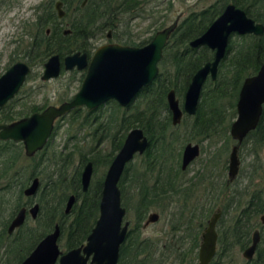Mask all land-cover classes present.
<instances>
[{
	"label": "flooded vegetation",
	"instance_id": "af4514ba",
	"mask_svg": "<svg viewBox=\"0 0 264 264\" xmlns=\"http://www.w3.org/2000/svg\"><path fill=\"white\" fill-rule=\"evenodd\" d=\"M172 1L32 0L27 3V10L35 12V18L29 24L27 32L29 40L24 45L23 57L18 58L30 65V70L26 74L25 79L33 71V67L43 65L40 73L41 80L47 81L68 71L71 74L70 81L75 80L79 83L77 90L89 68L88 64L92 56L99 46L114 42L142 46L149 43L158 31L174 22L175 26L163 45L162 56L158 61L159 70L157 75L149 85L142 86L126 104H121L115 98H108L89 109L85 105L72 108L69 112L54 119L53 127L46 142L32 154L26 153L23 140L0 138V153L8 152L7 158L4 159L2 153L0 154L1 261L6 264L21 263L37 244L55 229L56 225L59 227L57 243L62 252L82 246L87 242V237L95 226L100 210H98L95 223L87 234L86 239L69 248L63 245L64 235L61 223L62 215L60 213L67 216L72 215L83 193L88 192L92 181L99 178L102 184V196L107 171L121 150L128 132L133 128L142 130L143 135L147 138V144L142 151L137 150L133 153V156L125 163L116 182L120 192V203L125 207L122 223L128 222L126 236L120 244L116 264H119L123 244L131 234L135 224V214H133L134 210L132 209L133 201L139 202L140 205L144 199L156 198V196L163 198V195H165L166 199V202L162 201L164 205L161 204V207L151 205L138 227L140 236L151 238L155 242V248L168 246L169 250H167L171 258L167 264H199V247L203 239V232L207 227L208 220L217 211L220 212V215L215 225V252L210 264H227V259H229V264H238L232 254L235 255L237 253L238 255L239 251H241L242 255L240 257L241 262L242 260L250 261L255 258L259 245L264 238V220L261 219V215L264 212L258 215L259 222L252 227L248 241L244 240L247 226H237L229 223L236 211L235 193L239 183H241L239 176L242 173V158L240 156L242 147L248 146L250 148L249 154H256V157L250 161L246 184L252 185L259 180L264 183V164L257 157L258 149H262L264 145L251 146L249 142V134L257 128L260 120L257 126L249 130L239 143L238 139L232 136L231 125L237 117V100L240 88L235 99V112H226L218 116L226 118L228 123L224 125L217 123L216 127L211 128L212 130L206 129V114L199 113L198 108L205 86L209 82H215L218 79L221 68L223 66L227 67L239 44L245 38L252 40V37L262 38L264 36V0H240L239 2L236 0H213L207 5H202L199 9L188 11L185 16L183 11H178L170 21H167L168 9L171 8ZM8 2L10 3L4 9L5 13L10 12L14 6L20 9L26 4L24 0H8ZM58 3H60L59 7H57ZM228 3H233L236 7L244 9L247 16L251 17L255 23H261L263 32L256 34L254 32L239 33L233 31L229 34L225 53L217 62L216 73L213 76L211 71L207 72L201 85L196 109L190 113L185 109L186 92L189 84L194 74L201 67L207 62L214 60L216 53V48H212L206 43L192 45L191 42L201 36L211 26ZM60 9L63 12L62 14L59 13ZM192 12L199 13L202 15L201 18L205 17V20H193V22L192 20H185ZM14 18L13 14V16L9 17V20ZM144 19H149V23L144 28L145 31H149L147 36H142L141 30L135 32L131 26L132 21L137 20L139 22ZM199 22L202 24L203 29L198 32L199 26L196 25ZM17 27L15 25L14 31ZM42 29L45 35L51 37L53 35L59 36L60 34L64 36L65 39L62 43L64 49L63 51H52L41 62L34 63L29 59V44L30 41L39 35V30ZM234 36L237 39L234 40ZM13 39L15 40V38ZM56 45L58 46V43ZM203 47L210 51V55L200 66L194 68L198 63V58H194V55L201 51ZM75 52L86 54V65L78 68L75 64L71 68H65L64 56ZM55 53L60 58V71L57 76L44 80L41 78L45 68L44 63L49 56ZM176 58L181 59L179 65ZM163 61L167 64L163 65ZM177 67L182 73L192 72L187 79L185 89L179 92L174 85H170L165 93L164 105H162V102L155 105L153 107L154 112L146 116V120L150 121L153 127L167 126L166 134L161 135L165 137L158 139L145 130L142 110L149 111L146 103L151 98L148 95H152V100H156L154 96H157V88L160 85L159 82L157 83V78L162 76L161 79L163 80L164 72H166L165 76L167 79L169 73H171L170 71ZM4 71L0 72V75ZM252 74L254 73L249 75ZM23 83L15 95L8 99L4 105L0 106V122L9 123L28 116L32 112L41 111L50 104H59L62 101L69 100L77 91L65 97H59L56 103H48L47 105L33 103L27 105L23 101L20 103L21 108L15 109L14 105L19 99L18 94L22 91ZM171 90L174 91L178 107L181 109L178 121H174V113L168 102V93ZM68 117L76 123L77 128L83 129L82 135L78 134L79 131H74L67 136L62 146H52L57 128ZM69 140H71V143H69ZM162 141L166 145L164 157L160 161L163 160L161 166L163 165L166 170L161 176H157V165H159V162L156 160V149L159 144L161 145L160 142ZM235 144H238L239 169L236 175L231 177L229 175V157ZM188 145L192 149L196 146L197 151L184 163V153ZM15 148L21 149L19 161H15L16 163L13 160ZM212 148L211 155L205 159L206 162L190 173L192 164L201 161L205 151H209ZM67 161L69 162L68 166ZM88 163L91 164V174L87 186L84 188L82 173ZM14 164H22L25 168L24 172L21 171V173H16L15 175ZM253 164L256 165L255 171ZM2 169H6V171L3 172ZM175 169H177L176 173ZM254 175L255 178L253 179ZM34 181H36L34 190L31 193H27L26 189ZM21 184H23L21 192H17L18 186ZM63 188L65 189V197L63 202L60 203L62 200L61 196H63ZM174 188L182 190L181 197L179 196L180 199L176 194L175 197L173 196ZM147 189L148 192H144ZM72 195L74 200L67 209V203ZM218 201H221L222 206L218 205ZM35 205L37 207L33 213L32 207ZM21 209L24 210L23 221L10 229L12 221ZM152 213H156L157 217L150 220L149 216ZM127 214H132V216L127 218ZM167 214L172 219L177 216L175 221L171 220L168 224L165 221V225L168 226L165 227L161 235H143L142 229L144 227L150 223L161 222L162 218ZM255 230L259 232V241L252 257L247 258L243 255V251L252 243ZM14 241L20 243L18 247H22V250L26 246H31L28 252H23L24 256L19 261L17 259L19 253L14 250ZM225 249H228V251H225ZM224 254L226 255L225 257H223ZM60 255L61 253L53 264H59ZM91 257L92 253L87 260V264H90Z\"/></svg>",
	"mask_w": 264,
	"mask_h": 264
},
{
	"label": "water",
	"instance_id": "95a60500",
	"mask_svg": "<svg viewBox=\"0 0 264 264\" xmlns=\"http://www.w3.org/2000/svg\"><path fill=\"white\" fill-rule=\"evenodd\" d=\"M57 4V7H59ZM59 13L63 12L61 9ZM175 22L158 31L154 38L142 46H134L121 43H108L99 46L90 62L89 68L81 82L79 89L73 96L59 104H50L41 111L32 112L30 115L12 122H0V138H12L23 140L25 151L32 154L46 142L53 121L56 117L69 112L76 106L85 105L88 109L97 106L108 98H115L121 104H126L135 93L142 87L147 86L157 75L158 61L162 56V48ZM239 33L254 32L261 34L263 25L247 16L244 9L228 3L223 12L214 20L211 26L198 38L191 42L192 45L206 43L216 48L215 58L207 62L193 76L186 92L185 109L192 113L196 109L201 85L208 71L214 76L218 60L224 55L228 36L231 32ZM65 68H71L75 64L78 68L86 65V54L75 52L64 56ZM41 78L46 80L55 77L60 71V58L58 54H52L44 63ZM30 65L18 59L0 75V106L13 97L25 80ZM168 102L174 113V121H178L181 109L178 107L174 91L168 93ZM264 104V62L258 71L246 76L240 87L237 100V117L232 122L231 134L238 139V143L246 133L255 128L263 112ZM147 144V138L139 128L131 129L125 142L111 163L102 190L99 203V217L95 226L87 237V242L66 252L59 249L57 238L59 227L47 234L33 249V251L19 264H53L58 255L59 264H87L92 253L90 264H116L119 256V247L127 232L128 222L122 223L125 207L120 203V192L116 182L124 168L125 163L137 150L142 151ZM238 144L233 145L229 157V175L234 177L239 169L237 154ZM196 146L192 149L189 145L185 149L184 163L195 153ZM91 174V164L88 163L82 173L83 187L86 188ZM36 186V181L26 189L31 193ZM74 200L70 196L67 209ZM32 207V211L36 209ZM220 212H214L208 220L207 227L203 232V239L199 247V264H210L215 252L216 244V221ZM24 210L21 209L12 221L10 229L23 221ZM157 217L156 213L149 216L150 220ZM264 220V213L261 215ZM259 241V232L253 233L252 243L243 251L247 258L252 257Z\"/></svg>",
	"mask_w": 264,
	"mask_h": 264
},
{
	"label": "trees",
	"instance_id": "16d2710c",
	"mask_svg": "<svg viewBox=\"0 0 264 264\" xmlns=\"http://www.w3.org/2000/svg\"><path fill=\"white\" fill-rule=\"evenodd\" d=\"M239 2L240 0H236ZM242 4V3H241ZM245 7V6H244ZM246 9V7H245ZM202 15H200L197 12L190 13L185 20H205L204 18H201ZM210 20V19H207ZM201 22V21H200ZM199 22L196 26H199L198 32L203 29L202 24ZM34 37V36H33ZM32 37V38H33ZM65 37L61 34L48 36L44 34V30H39V35L36 36L35 39L30 41L29 44V59L30 61L36 63L41 62L45 56H47L52 51L58 50L63 51V45ZM58 43V46L56 45ZM191 50V48H189ZM210 55V51L203 47L201 51H199L196 55H194V58L197 59V66H200L202 62H204ZM178 65L180 64V58H176ZM264 60V36L262 38L258 37H252V40L245 38L244 41H242L238 48H236L233 56L230 58V62L227 64V67L223 66L219 72L218 79L215 82H209L205 86L204 93L202 95L198 112L206 114V120L207 125L206 129L212 130L214 127L217 126V123H220L221 125H224L225 123H228L226 118L218 117L222 113H234L235 112V99L237 97L238 90L240 88V85L242 83L243 78L246 75H249L251 73H255L257 69L259 68V65ZM167 63L163 61V65H166ZM168 78L166 79V72H164L163 80L161 79L162 76H160L159 80L157 78V83L159 82L160 85L157 88V96H154L156 100H152V95H148L149 98H151L146 104L147 110H142V115L144 117V128L145 130L153 136H156L158 139L163 138L165 136H161L162 134H166V128L167 126H152L150 121L146 120V116L148 114L153 113L155 105L161 104L164 105L165 101V93L166 90L170 85H174L176 89L181 92L185 89L187 79L189 78L190 74L192 72H185L182 73L179 71V68L177 67L173 71H170ZM159 100V101H157ZM35 107V106H34ZM149 112V113H148ZM218 113V114H216ZM9 115V114H8ZM214 118V119H213ZM212 128V129H211ZM249 142L250 145L256 146L264 145V106H263V112L261 115L260 123L257 126L256 129H254L249 134ZM156 149V160L159 162L157 165V176H161L163 172H165V167L161 164L163 162L160 161L163 159L165 154V142H160ZM13 160L19 161V157L21 155V149H14L13 151ZM2 153V152H1ZM0 153V154H1ZM8 152H3V159L7 158ZM67 166L69 165V162L67 161ZM14 173H21L24 172L25 168L22 166V164H14ZM254 165V171L256 170V165ZM27 169V168H26ZM174 169V168H173ZM3 172L6 171V169H2ZM177 169H175L176 173ZM174 173V174H175ZM255 178V175L253 179ZM24 184V182H23ZM18 186L17 192H21L22 185ZM264 183L261 182V180L254 182L252 185L245 184L242 185L239 183L237 190H236V211L234 213V216L229 224L232 225H239V226H247L246 227V236L244 237V240H249L250 238V232L252 227L257 224L258 221V215L262 212H264ZM79 185V184H78ZM174 187V186H173ZM101 179L93 180L88 192L83 193L80 202L75 206V209L73 211V214L70 216L62 215V231L64 235L63 239V245L67 248L77 245L81 242H83L86 239L87 234L89 233L91 227L95 223L96 217L98 215L99 210V201L101 196ZM174 194L178 196L180 199L182 190H179L178 188H174ZM64 188H63V196H61L62 200L60 203L63 202L64 199ZM163 190V189H162ZM144 192H148V189ZM163 195V194H162ZM180 196V197H179ZM166 202L165 195H163V198L161 196H156V198L151 199H144L141 201L140 205L139 202L133 201L132 203V209L134 210L135 214V224L132 228L131 234L128 236L127 240L123 244L122 251H121V257L119 260V264H167L169 262V259L171 256L168 253V246L161 248V246H158L155 248L156 245L155 242L149 238V237H141L139 232V224L141 220L145 217L148 208L151 205H157L161 207L160 205H164V202ZM1 220V217H0ZM243 240V241H244ZM18 244L14 241V250L19 253L17 259L18 261L23 258L24 253L28 252V250L31 248V246H26L24 250H22V247H18ZM245 244V243H244ZM168 249V250H167ZM228 251V249H225V251ZM20 251H22L20 253ZM23 253V254H22ZM226 255L224 254L223 257ZM234 258L236 259V262L238 264H264V238L262 239L259 248L257 250V254L254 259L250 261H244L240 259V256L237 255V253L234 255ZM235 262V261H234ZM0 264H6L5 262L0 260ZM10 264V263H9ZM13 264H16L14 262ZM227 264H229V259H227ZM231 264V263H230Z\"/></svg>",
	"mask_w": 264,
	"mask_h": 264
},
{
	"label": "rangeland",
	"instance_id": "374dc122",
	"mask_svg": "<svg viewBox=\"0 0 264 264\" xmlns=\"http://www.w3.org/2000/svg\"><path fill=\"white\" fill-rule=\"evenodd\" d=\"M24 1L26 2V4L23 5L22 8L18 9L16 6H14V8L10 12L5 13L4 9L10 2H8V0H0V72L4 71V69L8 65H10L18 58L23 57L24 45L29 40V34L27 32L29 30V24L35 18V12L27 10L26 8L27 3L31 2L32 0ZM211 1L213 0H173L171 8L168 9L169 11L167 21H170L178 11H183L185 16L188 11L192 9H199L202 7V5H207ZM13 14L15 18L13 20H9V17L13 16ZM138 23L140 26L138 25ZM148 23L149 19L140 20L139 22L137 20H134L132 21L131 26L135 32L141 30V35L147 36L149 34V31H145L144 28ZM15 25H17L18 27L14 31ZM13 38H15V40ZM235 39H237V37L234 36V40ZM42 68L43 65L33 67V71H31L25 79V82L23 83V86L21 88L22 91L18 94L19 99L14 105L15 109L21 108L20 103L23 101H25L27 105L33 103L39 105L56 103L59 97H65L77 90L79 83L75 80L70 81V72L65 71L56 78L43 81L40 79ZM64 120L65 121L62 122L61 125L57 128V131L53 138L54 141L52 142V146H62V144L66 141L67 136L74 131H79L78 134L82 135L83 129L77 128L74 121H72L69 117ZM69 143H71V140H69ZM212 150L213 148L209 151H205L204 155H202V160L196 162L195 164H192L190 173H192L194 169L200 168L206 162L205 159L208 158L209 155H211ZM249 150L250 148L248 146L242 147L240 150V156L242 158V173L239 176L241 186L247 183L246 175L248 173V167H250V161L256 157L255 153L249 154ZM257 157L259 161L263 162L264 164V147L262 149H258ZM218 205L222 206L221 201H218ZM131 216L132 214H127V218H130ZM176 216H174L172 219L169 214H167L163 217L164 219L162 218L161 222H158L156 224L150 223L142 229L143 235H161L165 227L168 226L165 225V221L166 224L170 223L171 220L175 221ZM238 255L242 257L241 251H239Z\"/></svg>",
	"mask_w": 264,
	"mask_h": 264
}]
</instances>
